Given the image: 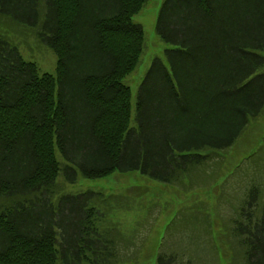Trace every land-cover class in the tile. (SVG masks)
I'll use <instances>...</instances> for the list:
<instances>
[{"label":"trees","instance_id":"1","mask_svg":"<svg viewBox=\"0 0 264 264\" xmlns=\"http://www.w3.org/2000/svg\"><path fill=\"white\" fill-rule=\"evenodd\" d=\"M147 1L0 0V264L128 261L121 252L136 234L112 215H129L134 199L65 193L66 184L78 171L96 178L134 169L166 184H201L211 153L230 149L263 113L264 0H163L155 28L170 45L167 66L152 61L133 117L123 79L144 52L132 16ZM10 26L34 32L52 52L53 72L23 57ZM80 48L94 61L73 71ZM236 210L231 231L247 264H264V178ZM188 256L163 251L156 262L191 264Z\"/></svg>","mask_w":264,"mask_h":264},{"label":"rangeland","instance_id":"2","mask_svg":"<svg viewBox=\"0 0 264 264\" xmlns=\"http://www.w3.org/2000/svg\"><path fill=\"white\" fill-rule=\"evenodd\" d=\"M162 1L148 0L132 16V22L143 28L145 36L140 62L123 79L130 88L133 117L143 77L155 58L165 61L164 50L170 46L159 37L155 28ZM9 29L24 58L33 59L43 71L53 72L52 52L37 42L33 31L24 27L10 26ZM91 61H94L93 54L80 48L72 69L79 71L88 67ZM154 109L148 107L146 112L150 114ZM201 168L207 172L204 181L183 187L156 181L139 169L114 170L96 178H87L78 171L76 182L67 183L64 192L92 189L121 195L127 193L134 199L129 215H112L127 233L136 234V237H130L132 242H126L127 251L121 252L123 259L128 261L116 264H157V254L163 251H175L177 260L181 256L189 260L191 252V264H247L244 247L237 243L238 238L231 227L232 219L239 218L236 209L241 208L248 187L264 178V111L256 120L250 121L230 149L219 155L211 153ZM212 170L217 173L211 178ZM137 248L141 251L135 257Z\"/></svg>","mask_w":264,"mask_h":264}]
</instances>
